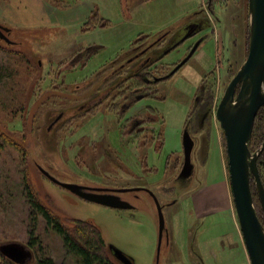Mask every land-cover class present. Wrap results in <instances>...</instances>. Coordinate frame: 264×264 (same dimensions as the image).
<instances>
[{
    "label": "rangeland",
    "instance_id": "374dc122",
    "mask_svg": "<svg viewBox=\"0 0 264 264\" xmlns=\"http://www.w3.org/2000/svg\"><path fill=\"white\" fill-rule=\"evenodd\" d=\"M250 21L248 0H0V24L12 43L0 39V245H26L34 257L28 264L41 255L76 264L61 237L31 217L27 179L66 227L94 224L107 246L134 264H251L216 117L247 61ZM193 23L199 27L181 43ZM158 40L147 64L143 49ZM185 126L197 144L196 171L182 184L176 177ZM249 150L259 152L264 188V142ZM39 166L64 183L134 189L121 197L136 210L89 203L53 184ZM148 190L162 206L197 193V213L217 214L199 220L190 198L165 205L170 243L163 241L158 260V208ZM32 233L40 238L34 248ZM7 261L0 253V264Z\"/></svg>",
    "mask_w": 264,
    "mask_h": 264
},
{
    "label": "water",
    "instance_id": "95a60500",
    "mask_svg": "<svg viewBox=\"0 0 264 264\" xmlns=\"http://www.w3.org/2000/svg\"><path fill=\"white\" fill-rule=\"evenodd\" d=\"M248 1L249 13L251 15V39L247 61L229 83L224 97L218 105L216 117L220 121V126L225 133L233 201H235V210L238 215V224H240L245 248H247L251 264H264V224H262L255 211L252 189H250L251 173L256 177L263 212L264 188H262L260 177L257 175L256 161L259 157V152L258 154H252L249 150V141L254 131L253 127L256 116L264 107V0ZM6 32H9V30L0 24V38L4 39L6 43L12 44L5 34ZM188 37H183L180 42L182 43ZM170 50H166V53ZM185 61H182L173 70V73L177 72ZM183 145L186 159L180 176L186 178L190 177L194 171L191 154L195 144L188 131L184 132ZM39 170L53 184L55 183L65 190L67 189L73 195L79 196L89 203L92 202L112 209L126 210L134 208L128 201L122 200L118 194H115L134 191V189L110 190L86 187L81 184L68 182L64 183L55 176L53 177L43 167L39 166ZM150 193L155 197L154 193L151 191ZM155 203L159 216V260L163 244V234L166 228L163 207L159 204L156 197ZM109 250L120 264H134L133 260L117 247L110 245ZM0 253L4 258L13 261L15 264H28L34 258L32 251L26 245L16 242L1 244Z\"/></svg>",
    "mask_w": 264,
    "mask_h": 264
},
{
    "label": "trees",
    "instance_id": "16d2710c",
    "mask_svg": "<svg viewBox=\"0 0 264 264\" xmlns=\"http://www.w3.org/2000/svg\"><path fill=\"white\" fill-rule=\"evenodd\" d=\"M139 41L137 40L135 44ZM253 130L252 137L249 141L251 149L255 144L259 145L264 142V107L256 116ZM262 159H264V154ZM25 182L27 198H29V206L32 210L31 217L35 222H38L37 219L40 216L46 222L47 226L61 237L67 253L75 258L76 264H120L114 262L107 253V242H105L102 232L97 226L82 220H75L73 227H66L53 211L40 202L29 181L26 179ZM30 237L31 248H34L40 243V238L35 233H32ZM109 252L111 251L109 250ZM7 260V264H15L13 261ZM35 264L56 263L51 257L41 255L37 258Z\"/></svg>",
    "mask_w": 264,
    "mask_h": 264
},
{
    "label": "flooded vegetation",
    "instance_id": "af4514ba",
    "mask_svg": "<svg viewBox=\"0 0 264 264\" xmlns=\"http://www.w3.org/2000/svg\"><path fill=\"white\" fill-rule=\"evenodd\" d=\"M190 28H192V29H188V33L187 34H185L184 36H182V38L183 37H186V36H191L190 34L196 29V28H198L199 27V25H194V23L193 24H191L190 26H189ZM193 30V31H192ZM190 33V34H189ZM182 38L180 37L179 39V41H181L182 40ZM0 39H2V38H0ZM3 41H5L4 39H2ZM6 42V41H5ZM161 42H163L162 40H161ZM150 46V45H149ZM154 46V45H153ZM154 48V47H153ZM153 48H151V49H153ZM147 50H150V49H147ZM147 50L146 49H143V51L145 52V53H147ZM143 51H140V52H143ZM157 53V52H156ZM161 53H163V52H161ZM164 54V53H163ZM163 54L160 56V57H157V59L158 58H161L162 56H163ZM154 56L153 55H149L148 57H146V63L147 64H150V63H153L154 61H153V58ZM147 66H149V65H147ZM137 75H139V74H137ZM137 75H133V76H137ZM147 80V79H146ZM162 81V79H156V80H154V81ZM147 83H150V80L148 81L147 80ZM138 124H140L139 122H137ZM134 125V124H133ZM132 125V126H133ZM135 125H136V123H135ZM185 131H188L189 132V127L188 126H185V129H184V131H183V136H184V132ZM190 133V132H189ZM191 134V133H190ZM191 137H192V135H191ZM193 140H194V148H195V146L197 145L196 144V142H195V139L194 138H192ZM182 145H183V139H182ZM193 152H194V149H193V151H192V154H191V156H192V164H193V167H194V171H193V174L190 176V177H181L180 175H181V172H182V170H183V165H184V163H185V159H186V156H185V152H184V145H183V150H182V159H181V166H180V168H181V170H180V172H179V174H178V176L176 177V180H178L177 182H180V183H182V184H184V183H186V182H189L192 178H193V176H194V174H195V171H196V168H195V166H194V156H193ZM204 156H207V155H205L204 154V152H203V150L200 152V154H199V158H200V161H204L205 160V158L206 157H204ZM101 189H102V187H101ZM105 189H110V190H113V189H117V188H105ZM120 190H125V189H120ZM137 191H143V189H139V190H137ZM145 191V190H144ZM125 193H127V192H125ZM125 193H115V194H118L120 197H121V195L122 194H125ZM135 193H137V192H135ZM147 193H150V190H148V192ZM197 194V193H196ZM196 194H194V193H189V194H186V197L184 198V199H177V198H174V199H172V202H170V203H167V204H165V205H168L167 206V208H169V207H173V205H177L178 204V202L179 201H184V200H187V199H189L190 198V201H191V203L193 204V212H194V215H195V217L196 218H198L199 220H203V219H208L210 216H213V215H216L217 213H210L208 216H205V215H201L200 213L201 212H203L202 210L200 211V213L198 212L197 213V207H196V203H194V197L196 196ZM150 195L152 196V194L150 193ZM121 199L123 200V198L121 197ZM125 201V200H124ZM127 201V200H126ZM129 202V201H128ZM130 203V202H129ZM131 204V203H130ZM132 205V204H131ZM162 205V204H161ZM165 205H163L162 207H166ZM132 206H134V205H132ZM196 207V208H195ZM118 210H121V209H118ZM127 211H135L136 210V207L134 206V208L133 209H126ZM126 210H121V211H126ZM165 228H166V230H165V232H164V234H163V241L164 240H167V243L169 244L170 243V239H169V233H170V230H169V228H167L166 227V221H165ZM194 254L195 255H199V254H197L196 252H194ZM198 260L199 261H201L202 260V258H201V256L199 255V257H198ZM196 262H197V260H196ZM203 263V262H202Z\"/></svg>",
    "mask_w": 264,
    "mask_h": 264
},
{
    "label": "crops",
    "instance_id": "0c3cea01",
    "mask_svg": "<svg viewBox=\"0 0 264 264\" xmlns=\"http://www.w3.org/2000/svg\"><path fill=\"white\" fill-rule=\"evenodd\" d=\"M147 41H150V40L147 39ZM147 41H146V42H147ZM160 43H161V40H160V41H159V40H158V41H155V44H154L153 47H157ZM175 45H176V44H175ZM175 45H173V46H171V47H169V48L167 47V48H166L165 50H163L162 52H163V53H166V50H168V49L174 47ZM144 49H146V48H144ZM153 49H155V48H153ZM146 50H147V49H146ZM151 50H152V49L147 50V53H146V54H148V56L153 54V53L151 52Z\"/></svg>",
    "mask_w": 264,
    "mask_h": 264
}]
</instances>
